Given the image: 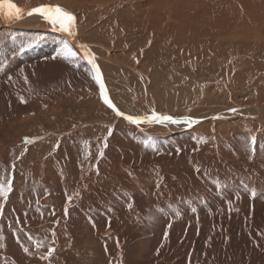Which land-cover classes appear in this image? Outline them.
I'll return each mask as SVG.
<instances>
[{
  "label": "rangeland",
  "instance_id": "374dc122",
  "mask_svg": "<svg viewBox=\"0 0 264 264\" xmlns=\"http://www.w3.org/2000/svg\"><path fill=\"white\" fill-rule=\"evenodd\" d=\"M35 34L0 33V182L12 181L0 197V264H264V131L124 126L97 109L92 73L57 55L67 42ZM233 63L228 87L194 80L190 103L150 114L263 106V78Z\"/></svg>",
  "mask_w": 264,
  "mask_h": 264
},
{
  "label": "bare ground",
  "instance_id": "6f19581e",
  "mask_svg": "<svg viewBox=\"0 0 264 264\" xmlns=\"http://www.w3.org/2000/svg\"><path fill=\"white\" fill-rule=\"evenodd\" d=\"M50 1L52 0H10L24 15L10 24L5 16L0 15V33L9 30L20 35L23 32H43L52 34L55 38L61 37L67 42V47L76 54L75 57L69 56L67 60L74 68L84 66L94 77L95 70L85 58V50L90 51L95 56V64L99 67L109 99L124 115L117 116L104 103L100 86L96 82L99 102L97 109L102 115L113 117V121L117 117L122 118L126 124L120 122L124 126L134 125L126 120L128 115L150 117L149 111H152L153 106L161 108L171 104L184 107L185 103L191 102L188 101L191 100L190 97L196 94L190 89L195 85L194 80L218 84L217 81L224 78L228 87L232 74H235L233 60L247 63V68L243 69L246 71L245 78L264 80V0ZM73 4L78 12L72 8ZM36 7H61L71 12L76 17L75 35L69 36L64 32L55 31L39 14H25ZM62 50L67 54L65 49ZM176 56L179 58L178 62ZM195 63L196 67L193 66ZM188 83H191V86H186ZM174 87L177 89H173ZM258 95L263 100L264 90L258 92ZM122 99L126 100L128 105L121 104L124 101ZM131 99L139 105L130 107ZM200 100H197L199 104ZM229 105L221 104L220 107L213 106L215 108L212 109L199 107L182 116L158 113L181 120L188 118L192 121L191 124L153 122L136 126H141L146 133L157 136L189 132L228 122L264 131V105ZM233 109L236 111L233 112ZM233 114L236 117H231ZM98 186L103 187L102 184ZM85 187L87 188H83ZM128 210L133 213L137 209ZM105 233L110 234L108 231ZM64 246H61L59 251H62ZM258 257L261 259V255Z\"/></svg>",
  "mask_w": 264,
  "mask_h": 264
},
{
  "label": "snow or ice",
  "instance_id": "6c2138e0",
  "mask_svg": "<svg viewBox=\"0 0 264 264\" xmlns=\"http://www.w3.org/2000/svg\"><path fill=\"white\" fill-rule=\"evenodd\" d=\"M33 14H39L42 16L44 19L47 20V22L54 28L55 31L58 32H64L69 36H74L75 35V25H76V17L68 11H65L61 7H36L33 8L32 11L28 12L27 15L31 16ZM0 15H3L7 18V20L11 21L12 19H19L22 15L21 9L18 8L14 3L10 2V0H0ZM65 50L67 54H65V51L62 50V52L57 53L58 56L63 55L64 59H69V56L75 57V53L71 51V49H68L67 46H65ZM85 58L87 59L88 63L92 65V68L95 70V75L94 79L100 86L101 90V96L104 100V103L108 105L109 108H111L117 116H123L124 114L119 111L116 106L111 102L109 99L105 85L102 80V76L99 70L98 65L95 64V56L92 54L90 51L87 49L85 50ZM55 59V57H54ZM21 102L24 103L26 101L21 98ZM233 112L236 111V109L232 110ZM126 120L134 125H139L141 123H159L163 124L165 122L169 124H175L179 125L181 123L183 124H191L192 121L188 118H184L183 120L181 119H176L173 116L170 115H159L155 111L152 112L150 117H140V116H132L128 115L125 117ZM108 135H111V130H109ZM26 143H32L31 140L26 141ZM256 143V137L252 136L251 137V147L252 150L254 151V146ZM106 142H105V147H106ZM147 146V145H145ZM100 155L102 156L103 153L101 152ZM12 190V181L9 179L7 183L5 184L4 182H0V197H2L4 200H7L9 192ZM252 197H256V192L252 191L251 193ZM69 200H71V197H69ZM129 209L131 210L132 205L129 204ZM3 205H0V211H2ZM193 212L196 211L195 208L192 209ZM65 214H67V208L65 209ZM168 227H171L169 224ZM24 251L27 253L29 250L28 248H24ZM55 251V249H49L47 256L42 257L43 259H48L49 257L52 256V253Z\"/></svg>",
  "mask_w": 264,
  "mask_h": 264
},
{
  "label": "water",
  "instance_id": "95a60500",
  "mask_svg": "<svg viewBox=\"0 0 264 264\" xmlns=\"http://www.w3.org/2000/svg\"><path fill=\"white\" fill-rule=\"evenodd\" d=\"M28 12H30V11H28ZM28 12H26L25 14H27ZM22 15H24V14L22 13ZM16 20H17V19L14 18V20L12 19L10 22L8 21V23H9V24H10V23H13V22L16 21ZM9 24H8V25H9ZM95 81H96V80H95ZM231 117L234 118V117H236V115L233 114ZM257 118H258V117H257ZM257 118H255V119H257ZM260 123H262L261 120H260ZM146 124H148V123H141V124H139V125H141V126L143 125V126H144V125H146ZM150 124H152V123H150Z\"/></svg>",
  "mask_w": 264,
  "mask_h": 264
}]
</instances>
